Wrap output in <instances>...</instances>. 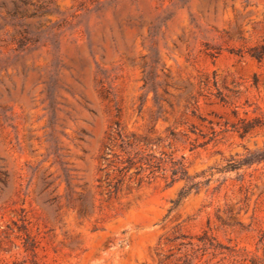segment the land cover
<instances>
[{"label":"rangeland","instance_id":"obj_1","mask_svg":"<svg viewBox=\"0 0 264 264\" xmlns=\"http://www.w3.org/2000/svg\"><path fill=\"white\" fill-rule=\"evenodd\" d=\"M263 42L264 0H0V264H264V160L219 171L264 150L224 131ZM137 151L209 183L174 205Z\"/></svg>","mask_w":264,"mask_h":264},{"label":"trees","instance_id":"obj_2","mask_svg":"<svg viewBox=\"0 0 264 264\" xmlns=\"http://www.w3.org/2000/svg\"><path fill=\"white\" fill-rule=\"evenodd\" d=\"M250 55L258 61H262L264 58V42L253 47L250 50ZM255 81H257L256 78ZM263 128L264 119L261 117L256 116L250 119L239 117L235 123H232L230 127L224 129V131L231 130L243 138ZM213 137L214 136H212L211 139H213ZM127 154L128 155L125 160L122 161V166L118 169L120 173L127 172L133 165L139 163L137 173H140L145 168L150 170L149 174H154L160 170H169L170 183H173L179 179H183L185 181V185L179 192L178 198L174 201V205H177L183 197L192 192H197L201 186L207 185L209 183V178L201 180L198 179L200 177L199 175L189 176L182 160L174 159L172 157L167 160L164 157H157L151 153L143 154L139 151L134 154L129 152ZM263 160L264 150L249 151L243 158L238 160H228L227 163L219 169V171L238 170L242 166H251ZM117 189L118 187L116 184L114 186V190Z\"/></svg>","mask_w":264,"mask_h":264}]
</instances>
